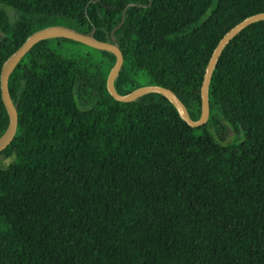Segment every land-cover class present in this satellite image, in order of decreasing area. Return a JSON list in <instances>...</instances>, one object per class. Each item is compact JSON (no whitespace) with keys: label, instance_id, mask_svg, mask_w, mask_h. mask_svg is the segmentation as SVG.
Listing matches in <instances>:
<instances>
[{"label":"trees","instance_id":"trees-1","mask_svg":"<svg viewBox=\"0 0 264 264\" xmlns=\"http://www.w3.org/2000/svg\"><path fill=\"white\" fill-rule=\"evenodd\" d=\"M130 4L117 91L145 73L194 121L216 47L264 13V0H0V139L3 65L27 39L66 25L112 42ZM68 41L38 43L10 77L19 125L0 153V264H264V21L224 50L196 128L161 94L116 100V55L102 51L105 71L64 56ZM228 127L240 142L226 144Z\"/></svg>","mask_w":264,"mask_h":264},{"label":"water","instance_id":"water-1","mask_svg":"<svg viewBox=\"0 0 264 264\" xmlns=\"http://www.w3.org/2000/svg\"><path fill=\"white\" fill-rule=\"evenodd\" d=\"M133 6H139L135 4H130L124 11L123 19L121 24L114 29L112 33L113 41L104 42L96 39L94 37V32L83 33L74 28H71L66 25H54L42 30H39L32 34L27 41L19 48L3 65L2 74H1V91L3 102L6 106L10 117V124L5 133V135L0 139V153H2L14 140L18 125H19V115L16 108V105L11 97L9 81L13 72L17 69L21 61L25 56L40 42L54 39V38H66L76 42L84 43L88 46H91L95 49L101 51L112 52L117 57L116 64L112 69L109 78H108V90L110 94L120 102H133L139 99L140 97L147 94H161L166 97L179 111L181 117L192 127H202L208 123L211 117V105H210V86L213 79L214 72L217 68V65L220 61V58L226 49V47L234 40L244 29L251 26L252 24L264 21V13H259L257 15L251 16L239 23L236 27L231 29L220 41L216 47L209 64L206 69L203 85H202V116L198 121H194L188 111L187 106L183 101L178 97V95L171 89L158 86L150 85L141 87L129 94L121 95L116 89L115 82L121 72L124 63L125 57L120 48V45L114 38V35L118 29H120L126 21V11L128 8Z\"/></svg>","mask_w":264,"mask_h":264},{"label":"rangeland","instance_id":"rangeland-1","mask_svg":"<svg viewBox=\"0 0 264 264\" xmlns=\"http://www.w3.org/2000/svg\"><path fill=\"white\" fill-rule=\"evenodd\" d=\"M60 52L69 58H89L92 62L100 65L103 70L108 71V62L103 56L102 51L84 43L72 41L64 42ZM137 80L142 86L149 85V77L145 73H140ZM241 138H243L242 134L241 136L236 137V133L230 127H228V143L226 144L238 143L241 141Z\"/></svg>","mask_w":264,"mask_h":264}]
</instances>
